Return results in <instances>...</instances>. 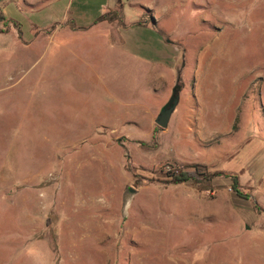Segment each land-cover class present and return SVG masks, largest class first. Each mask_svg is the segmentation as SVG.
<instances>
[{"label": "rangeland", "instance_id": "obj_1", "mask_svg": "<svg viewBox=\"0 0 264 264\" xmlns=\"http://www.w3.org/2000/svg\"><path fill=\"white\" fill-rule=\"evenodd\" d=\"M0 264H264V0H0Z\"/></svg>", "mask_w": 264, "mask_h": 264}, {"label": "trees", "instance_id": "obj_2", "mask_svg": "<svg viewBox=\"0 0 264 264\" xmlns=\"http://www.w3.org/2000/svg\"><path fill=\"white\" fill-rule=\"evenodd\" d=\"M208 174L205 171V166L202 164H190L187 166H180L179 168L172 167L170 170L164 172L162 180L165 183L179 184L187 181H192L198 185L202 180L207 179ZM235 179L232 178L231 187H235Z\"/></svg>", "mask_w": 264, "mask_h": 264}, {"label": "water", "instance_id": "obj_3", "mask_svg": "<svg viewBox=\"0 0 264 264\" xmlns=\"http://www.w3.org/2000/svg\"><path fill=\"white\" fill-rule=\"evenodd\" d=\"M176 84L170 89V94L166 101L160 106L157 114L155 115L153 122L156 124L157 128L164 129L167 126L170 114L176 104Z\"/></svg>", "mask_w": 264, "mask_h": 264}, {"label": "crops", "instance_id": "obj_4", "mask_svg": "<svg viewBox=\"0 0 264 264\" xmlns=\"http://www.w3.org/2000/svg\"><path fill=\"white\" fill-rule=\"evenodd\" d=\"M170 118V117H169ZM169 121V120H168ZM168 124V123H167Z\"/></svg>", "mask_w": 264, "mask_h": 264}]
</instances>
